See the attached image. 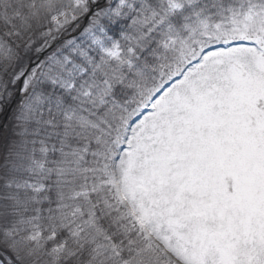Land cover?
Instances as JSON below:
<instances>
[{"label": "snow or ice", "instance_id": "6c2138e0", "mask_svg": "<svg viewBox=\"0 0 264 264\" xmlns=\"http://www.w3.org/2000/svg\"><path fill=\"white\" fill-rule=\"evenodd\" d=\"M0 264H264V0H0Z\"/></svg>", "mask_w": 264, "mask_h": 264}]
</instances>
